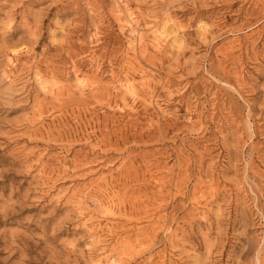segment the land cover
Instances as JSON below:
<instances>
[{"label":"rangeland","instance_id":"374dc122","mask_svg":"<svg viewBox=\"0 0 264 264\" xmlns=\"http://www.w3.org/2000/svg\"><path fill=\"white\" fill-rule=\"evenodd\" d=\"M263 109L264 0H0V264H264Z\"/></svg>","mask_w":264,"mask_h":264},{"label":"bare ground","instance_id":"6f19581e","mask_svg":"<svg viewBox=\"0 0 264 264\" xmlns=\"http://www.w3.org/2000/svg\"><path fill=\"white\" fill-rule=\"evenodd\" d=\"M125 5V4H124ZM119 11H121V9H118V12ZM128 13H126V15H127ZM131 15V14H130ZM175 23V22H174ZM200 23H202L201 21H200ZM176 24V23H175ZM174 25V24H173ZM201 26V25H200ZM206 26V25H205ZM169 28V27H168ZM204 28V27H203ZM138 29V28H137ZM172 30H173V28H171ZM175 29H176V27H175ZM178 29V28H177ZM179 30V29H178ZM205 30V29H204ZM164 31V30H163ZM174 31V30H173ZM134 37H136L139 41H141L140 39H141V37L139 36V34H138V32H136V30H134L133 28H131V32H130ZM178 33V32H177ZM175 37H177V36H175ZM180 37V36H179ZM182 37V36H181ZM175 39V38H174ZM174 41V40H173ZM182 41V40H181ZM165 43V42H164ZM160 44V43H159ZM13 53V52H12ZM7 60L9 59V58H6ZM8 62V61H7ZM9 62H11L12 64H13V61H12V59L9 61ZM8 62V63H9ZM11 64V65H12ZM7 66V65H6ZM15 67V66H14ZM10 73V72H9ZM12 73V72H11ZM12 75V74H11ZM8 75H6V77H7ZM14 77V76H13ZM12 77V78H13ZM38 78V80H39V85H40V90L41 91H43L44 92V90H45V88H46V84L48 83V82H46V80H44L42 77H40L39 75L37 76ZM77 77V82H78V84L77 85H79L80 86V88H84L85 86H86V84H85V78H81L80 76H76ZM8 78V77H7ZM144 78V77H143ZM76 79V78H75ZM9 80V79H8ZM11 81V80H10ZM52 81V80H51ZM13 82V81H12ZM76 82V83H77ZM51 84H53V83H51ZM55 84V83H54ZM77 85H75V86H77ZM47 86H48V84H47ZM57 86V85H56ZM78 87V86H77ZM164 87H165V85H164ZM79 88V87H78ZM129 88V87H128ZM215 94V93H214ZM47 95V94H46ZM213 97V96H212ZM158 105V104H157ZM213 105H215V104H213ZM103 106V105H102ZM155 106V105H154ZM130 107V106H129ZM213 107V106H212ZM223 107V106H222ZM106 108V107H105ZM196 108V107H195ZM202 109V108H201ZM131 110V109H130ZM162 110V109H161ZM264 110V109H263ZM214 111V110H213ZM201 112V111H200ZM188 113H190V112H188ZM212 113V112H211ZM167 114V113H166ZM264 114V113H263ZM226 117V116H225ZM36 118V117H35ZM57 118V117H56ZM165 119V118H164ZM41 120V119H40ZM70 122V121H69ZM63 123V122H62ZM61 125V124H60ZM47 126H48V124H47ZM194 126V125H193ZM202 127V126H201ZM52 128V127H51ZM74 129V128H73ZM203 129V128H202ZM39 130V129H38ZM192 130H194V129H192ZM188 131V130H187ZM190 131V130H189ZM238 131V130H237ZM66 132V131H65ZM260 132H261V130H260ZM68 135V134H67ZM22 156V155H21ZM24 157V156H23ZM26 159H27V157H26ZM65 159V158H64ZM262 160V159H261ZM44 163V162H43ZM67 168V167H66ZM41 172V171H40ZM217 179V178H216ZM214 184V183H213ZM222 191V190H221ZM220 193V192H219ZM214 197V196H213ZM213 203V202H212ZM211 207V206H210ZM210 209V208H209ZM210 213V212H209ZM205 214V213H204ZM209 215V214H208ZM203 216V215H202ZM204 217V216H203ZM167 230V229H166ZM92 231V230H91ZM94 231V230H93ZM168 231V230H167ZM169 232V231H168ZM171 232V231H170ZM166 233V232H165ZM136 234V233H135ZM176 234V233H175ZM99 258V257H98ZM99 260V259H98Z\"/></svg>","mask_w":264,"mask_h":264}]
</instances>
